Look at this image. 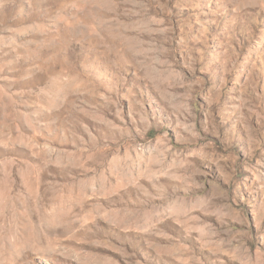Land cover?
I'll use <instances>...</instances> for the list:
<instances>
[{
	"label": "rangeland",
	"instance_id": "rangeland-1",
	"mask_svg": "<svg viewBox=\"0 0 264 264\" xmlns=\"http://www.w3.org/2000/svg\"><path fill=\"white\" fill-rule=\"evenodd\" d=\"M0 199V264H264V0H0Z\"/></svg>",
	"mask_w": 264,
	"mask_h": 264
},
{
	"label": "bare ground",
	"instance_id": "bare-ground-1",
	"mask_svg": "<svg viewBox=\"0 0 264 264\" xmlns=\"http://www.w3.org/2000/svg\"><path fill=\"white\" fill-rule=\"evenodd\" d=\"M37 179H38V177H37ZM38 181H39V179H38ZM39 182H41V181H39ZM34 183V182H33ZM32 183V184H33ZM37 183V182H36ZM39 185H41L40 183H39ZM42 186V185H41ZM38 187V186H37ZM11 189V188H10ZM103 189V188H102ZM100 190V189H99ZM98 190V191H99ZM97 191V192H98ZM43 192V191H42ZM37 194V193H36ZM38 195H40V194H38ZM48 193L47 192H43V194L42 195H40L41 196V198L40 197H38V198H35L34 199V205H36V208H41V209H45L46 208V211H45V213L43 214V215H40V217L42 216H45V218L44 219H46V217H49V218H52V219H54V220H56L57 221V219L56 218H60V219H62V220H67V213H66V210H65V202L66 201H61V202H59L57 199H55V197H51V199H46L47 197H48ZM32 196V195H31ZM29 197H30V195H29ZM32 198V197H31ZM28 199V198H27ZM1 200V199H0ZM24 200H25V198H24ZM23 201V200H22ZM27 201V200H26ZM25 201V202H26ZM29 201V200H28ZM24 204V203H23ZM26 204V203H25ZM24 204V205H25ZM27 204H28V202H27ZM29 205V204H28ZM31 205V204H30ZM30 207V206H29ZM26 208H28V206H26ZM35 208V209H36ZM9 209H11V208H9ZM8 212H10L9 210H7ZM42 211V210H41ZM12 212H14V211H12ZM40 212V211H39ZM121 212V211H120ZM38 213V212H37ZM98 213H101V211L98 209ZM6 214V213H5ZM12 214V213H11ZM39 214V213H38ZM15 215H17V213L15 214ZM5 216H7V215H5ZM14 218H16V217H14ZM41 219V218H40ZM43 219V218H42ZM4 221H5V219H4ZM12 221V220H11ZM13 221H14V219H13ZM3 222V221H2ZM8 222H9V220H8ZM20 222V221H19ZM57 222H59V221H57ZM10 225V224H9ZM13 224H11V226H12ZM27 225V224H26ZM18 227V226H17ZM16 227V228H17ZM20 229V228H19ZM11 230H12V228H11ZM15 230V229H14ZM63 230V229H62Z\"/></svg>",
	"mask_w": 264,
	"mask_h": 264
}]
</instances>
